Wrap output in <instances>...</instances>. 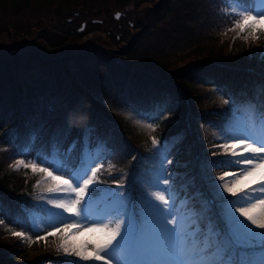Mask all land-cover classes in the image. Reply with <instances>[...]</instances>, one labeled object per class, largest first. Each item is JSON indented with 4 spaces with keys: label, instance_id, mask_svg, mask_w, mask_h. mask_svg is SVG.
I'll list each match as a JSON object with an SVG mask.
<instances>
[{
    "label": "trees",
    "instance_id": "trees-1",
    "mask_svg": "<svg viewBox=\"0 0 264 264\" xmlns=\"http://www.w3.org/2000/svg\"><path fill=\"white\" fill-rule=\"evenodd\" d=\"M131 6L135 9L130 10ZM139 7L147 8L141 16ZM107 9L111 10L108 22L115 20L116 12L121 13L116 22L125 33L121 42H116V35L109 32L108 39L115 49L103 51L96 43L99 49L94 52H71L67 44L75 41L84 46V35L100 30L99 24L104 22L100 18L107 15ZM46 16L60 23H71L79 16V25L66 33L65 42L37 43V34L31 35L32 28L24 26L29 20ZM233 25L227 0H0L3 224L16 230H33L28 218L32 203L26 195L38 178L12 170V162L31 158L50 166L58 161L72 172L79 166L83 148L101 145L109 153L108 169L114 171L135 155V136L125 128L123 120L84 88L72 65L103 70V84L117 87L121 96L132 101L141 113L160 110L158 139L162 144L171 143L174 158L182 160L190 148L186 115L206 112L200 102L199 84L219 87L226 98L249 93L250 82L264 84V61L230 57L231 42L240 32ZM38 29L39 26L33 31ZM21 33L24 37L20 41ZM153 35L154 41L161 40L163 44L180 39L193 46L183 58L170 63L133 57L132 53L138 55L141 50L140 44ZM258 40L262 45V39ZM193 190H189V197L196 193ZM1 240L0 264H17L22 253L20 245L8 241L1 246Z\"/></svg>",
    "mask_w": 264,
    "mask_h": 264
},
{
    "label": "rangeland",
    "instance_id": "rangeland-1",
    "mask_svg": "<svg viewBox=\"0 0 264 264\" xmlns=\"http://www.w3.org/2000/svg\"><path fill=\"white\" fill-rule=\"evenodd\" d=\"M131 9L134 10V6H131ZM146 9L139 7L138 15L141 16ZM109 10H106L108 13L105 17L101 16L102 18H100L104 20L103 24H99L100 30L95 33L90 32L87 36L84 35L81 41L84 46L75 41L67 44L70 46L71 52H94L99 49L96 43L101 45L103 51L115 49V45L110 43L108 37L116 35L115 41L121 42L125 33L117 28L116 22L121 13L116 12L120 14L119 17L108 22L111 11ZM127 18L130 17L127 16ZM52 19V16H46L45 19H39L40 21L32 19L24 27L32 28L31 35L37 34L38 39L35 42L56 45L65 42L66 33L79 25L77 23L79 16L75 17L71 23H60L61 20L57 22ZM37 26L39 29L34 32L33 29ZM83 27L80 29L81 31ZM261 29H264V21L255 25L254 32L253 30L238 32L239 35L236 34L231 42L230 57L232 59L239 57L253 59L256 57V59L264 61V31ZM12 32L15 31L11 30ZM104 32L106 34L110 32L111 36ZM22 37H24V33L20 34V41L23 40ZM259 38L262 39V45L259 44ZM155 39L156 35H153L149 40L143 41V44H140L141 50L138 55L132 53V56H140L142 61L162 59L170 63L172 60L183 58L187 54V50L193 46L192 42L180 41V39L162 40L163 42L170 41L168 44L161 43V40L157 43L154 41ZM72 70L84 88L89 90L92 97L98 99L117 118L123 120L125 128L135 136L138 141L134 146L135 155L133 154L132 158L129 157L122 167L116 168L114 171L108 169L111 165L106 160L109 153L101 145L83 148L79 166L72 172L58 161L49 166L46 163L41 164L38 159H22L25 163L31 161L40 167L48 168L54 176L63 175L65 179L79 178L80 183L91 176L92 168H97L98 171L96 173V190L89 194L84 203L86 211L82 212L81 217H69L63 210L54 208L47 201L48 199H74L75 194L69 197L65 193H49L46 191L47 188L58 184L59 181L52 180L44 172H33L30 167L25 168L21 165L18 168L17 171L23 176L32 175L38 180L34 181L33 190L26 195L32 203L28 218L33 230H16L11 226L0 224V239L3 240L1 246L7 245L5 242L8 241H15L17 245H20L21 250L19 251L22 253L17 264H102L101 261L81 260L72 254L74 251H80L84 255H94L93 248L103 242L104 233L94 230V222L102 221L109 224L110 227H114L117 219L123 220L125 225L131 221L134 232L129 233L127 243L134 244L135 240H139L142 235H147L149 226L145 221L146 203L151 201L158 204L159 202L154 200L152 193L165 189L167 191H164L163 194L169 200V211L172 213L168 218H175L182 224L183 231L189 233V241L198 242L203 247L212 238L209 231L210 225H215L216 228L226 232L227 225L223 216L224 202L217 199L215 195L217 191L215 186L222 183L219 177L225 176L227 172L225 180L230 181L232 175L235 174L238 177V182L234 185L235 189H247L256 186L253 182L260 180L264 175V166L251 175L239 176L241 166L229 163L216 146L225 143L228 136L251 135L257 140L264 136V120H262V116H264V84L256 81L250 82L249 93H238L237 96L229 95L227 98L219 87L210 86L206 82L199 84L198 92L202 95L200 102L206 112L198 111V113L186 115L188 117L186 126L188 131L186 132L189 135L190 148L187 147L186 157L180 160L174 158V152L171 153V143L162 144L158 139L156 124L159 120L160 110L153 113H141L132 101L121 96L123 94L117 87L103 84L101 76L104 71L97 67L96 69H85L75 64L72 65ZM226 100L227 104L224 103ZM236 111L240 113L238 114ZM153 138L159 141L155 146L152 144ZM213 153L216 154L213 155ZM15 162H12V170H14ZM57 164L61 171L54 170ZM177 168L180 170L176 171ZM107 169L108 171L103 173ZM163 179H168L169 183L163 184ZM229 186L233 185L229 184ZM192 188L196 193L189 197V190ZM218 191L228 201L237 199L230 193H225L223 187H219ZM209 198H212L213 203L209 204ZM241 219L243 218L241 217ZM73 220L79 223L78 229L69 228L62 232L54 231L55 227L62 228L64 223H71ZM169 227H173V225H169ZM13 231L23 232L25 236H13L11 234ZM37 236L43 237V239L37 240ZM29 237L31 241L28 239ZM61 245L68 247L69 252L65 253L60 247ZM112 255L114 257L113 264H153L150 257L125 255L124 248L113 251Z\"/></svg>",
    "mask_w": 264,
    "mask_h": 264
},
{
    "label": "snow or ice",
    "instance_id": "snow-or-ice-1",
    "mask_svg": "<svg viewBox=\"0 0 264 264\" xmlns=\"http://www.w3.org/2000/svg\"><path fill=\"white\" fill-rule=\"evenodd\" d=\"M227 2L230 15L234 20L233 29L254 32L255 25L264 21V0H227ZM224 103L227 104L228 101ZM158 143L159 141L153 138L152 144L155 146ZM216 147L221 150L229 163L241 166L239 176L251 175L264 166V136L260 140L251 135L228 136L225 143ZM21 165L25 168L30 167L33 172H44L52 180L59 181L58 184L47 188L46 191L49 193H65L69 197L75 194L74 199H48V204L63 210L69 217H81L82 212L86 211L84 203L89 194L96 190L97 168H92L91 176L80 183L79 178L65 179L63 175L54 176L48 168L40 167L31 161L25 163L23 160H17L13 165L14 170H18ZM54 170L61 171L58 164ZM227 175L226 172L225 176ZM225 176L219 177L222 183L215 186L217 189L215 195L217 199L224 202L223 216L227 231L210 225L209 231L212 238L203 247L198 242L189 241V233L183 231L182 224L175 218H168L172 213L169 211V200L163 194L167 191L165 189L152 193L158 204L151 201L146 203L145 221L149 226L147 235H142L139 240H135L134 244H129L127 243L129 233L134 232L131 221L125 225L123 220L117 219L114 227L102 221H96L94 230L103 232L104 240L93 248L94 255H84L80 251H74L72 254L85 261L113 264V251L124 248L125 255L150 257L153 264H264V175L260 180L253 182L255 187L240 190L234 187L238 182L235 174L230 181H226ZM168 183V179H163V184ZM229 184L233 186L230 187ZM219 187H223L225 193H230L237 199L228 201L218 191ZM3 223L4 221L0 220V224ZM79 227V223L73 220L71 223H64L62 228L55 227L54 231L62 232ZM11 234L16 237L25 236V233L16 231ZM28 239L31 241L30 237ZM36 239L40 240L43 237L37 236ZM60 247L65 253L69 252L68 247L64 245Z\"/></svg>",
    "mask_w": 264,
    "mask_h": 264
},
{
    "label": "water",
    "instance_id": "water-1",
    "mask_svg": "<svg viewBox=\"0 0 264 264\" xmlns=\"http://www.w3.org/2000/svg\"><path fill=\"white\" fill-rule=\"evenodd\" d=\"M119 17V14H116V18Z\"/></svg>",
    "mask_w": 264,
    "mask_h": 264
}]
</instances>
